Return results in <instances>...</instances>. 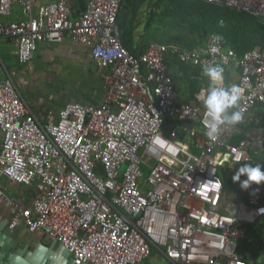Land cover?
<instances>
[{
  "label": "built area",
  "instance_id": "obj_1",
  "mask_svg": "<svg viewBox=\"0 0 264 264\" xmlns=\"http://www.w3.org/2000/svg\"><path fill=\"white\" fill-rule=\"evenodd\" d=\"M123 1L87 0L71 18L65 0L36 12L33 0H0V15L15 4L24 13L0 19V37L16 44L19 62H29L40 42H61L67 33L89 47L105 89L100 103L70 100L40 115L11 74H2L0 58V177L36 184L27 203L0 188L13 206L8 228L46 236L73 264H140L154 251L171 264H250L239 250L243 242L260 249L254 263L264 264V183L244 189L234 182L244 200L230 213L221 174L232 180L263 149L264 44L238 53L209 32L198 48L152 41L135 55L121 40ZM204 1L264 20V0ZM169 56L202 70L236 69L242 122L221 125L210 139L208 80L180 100Z\"/></svg>",
  "mask_w": 264,
  "mask_h": 264
},
{
  "label": "crops",
  "instance_id": "obj_2",
  "mask_svg": "<svg viewBox=\"0 0 264 264\" xmlns=\"http://www.w3.org/2000/svg\"><path fill=\"white\" fill-rule=\"evenodd\" d=\"M54 1L57 0H33L35 12L39 11L40 8L45 4ZM65 1L68 3L71 9L69 16L71 18L76 17L77 12H79L80 10L73 6L72 0ZM148 1H151L152 3L154 0ZM158 1L161 3L160 0ZM141 3V0H124L118 16V22L121 27V40L122 42L123 39L126 40V47H128V49H132L135 53H141L143 48L150 42H165L163 41L165 38L171 39L172 42L177 43V45H180L185 48L194 49L204 45V34L203 37L200 38L199 36L194 34L190 30V28L186 29L183 25L182 20L166 15L164 13L165 9L162 10L160 18H157L160 20V22L163 19L166 20L167 25L164 28L165 30L161 31L162 28L159 29V26L155 24L156 27L153 25V30L144 33V31H142L141 29L143 27V23L145 29L147 26H150L151 23H155V21L156 23H158L159 20L157 21V19H153L154 8L146 9V14L141 11ZM23 16V11L18 5L15 4L13 6L11 14L8 16L0 15V19L4 21H10L19 19ZM152 37H160L162 38V40H152ZM6 57L8 59L7 61H9L10 63L8 65L6 64ZM0 58L3 62V67L1 69L2 74L6 75L7 73H10L16 81L18 80L23 83V86L27 91V96H23L24 99L33 108V110H35L40 115L44 113V110L47 107L58 108L66 101L70 100L61 101L58 104L51 103L48 101H46L45 104H41V99L39 98V96H31L30 92L32 91L30 87H27L28 85L25 84V81L23 79L31 80L29 84H31L30 86L33 88V85L35 86V82H37V78L41 76L39 72H45L44 77H46L48 80H52L54 82H52L53 84H55V81L58 78H62L61 81L64 82L65 79L72 80L73 78H79L80 76H82L84 79H87L89 78L88 75H91L89 81L94 80L96 84L99 83L98 91H93V96L91 95V97H89L88 99H83L84 101H75H80L84 104H97L101 102L105 95L104 79L101 75L100 69L96 66V64L92 61L90 57L89 47L81 43L73 42L67 33L64 35L63 40L61 42H40L33 56L34 59L32 58L33 60H35L32 66L28 65V63L32 59L24 64L19 62L17 58L16 44L8 38L0 37ZM175 59L177 58H175L174 56H169L167 59V65L169 67V71L171 72L174 78L175 85L179 94V99L188 100L191 97V93L195 90L194 86L197 83L201 85L202 82L205 80V76L203 75L202 69L192 67L188 64H179L176 62ZM225 68L227 69L226 71L230 73L231 77L230 82L227 85L235 84L238 80V71L233 67ZM63 69L66 70L64 71L65 76L61 74V70ZM173 72H178V74L174 75ZM73 73L75 74L73 75ZM48 80L44 78L43 81ZM56 82H60V80ZM1 139L2 137L0 132V147ZM21 186L23 187V190H18V187ZM0 188L3 189L7 197L15 200L16 203L30 202L33 195L31 194V191L29 192V189H27L26 185H20L19 183L13 182L4 176L0 177ZM24 188H26L27 190ZM25 193H27L28 195L30 193V197L27 198L25 196ZM236 200L238 201L237 196ZM12 211L13 206L6 200L5 197H1L0 220H3L5 217H8L12 213ZM12 237L14 236L12 235ZM18 237L19 236H16L15 239ZM160 260H166L167 264H171L160 253L154 255L152 254L149 259L143 261L140 264H161Z\"/></svg>",
  "mask_w": 264,
  "mask_h": 264
},
{
  "label": "trees",
  "instance_id": "obj_3",
  "mask_svg": "<svg viewBox=\"0 0 264 264\" xmlns=\"http://www.w3.org/2000/svg\"><path fill=\"white\" fill-rule=\"evenodd\" d=\"M165 1L167 2V6L165 7L164 13L188 23L191 31L200 38L203 37V34L206 35L209 32H216L223 37L222 43L224 47L233 48L238 53H242L256 45L264 44V20L250 13L223 5L212 4L204 0ZM72 4L81 11L86 6V0H72ZM221 21L223 22L222 25ZM122 43L125 47L127 46L125 39H123ZM126 48L128 49V47ZM128 50L135 55L139 54L130 48ZM175 60L177 63L182 64L179 60ZM224 69L225 84L227 85L231 77L230 73L226 71L227 69L225 67ZM199 87L200 85L197 83L194 89L196 90ZM258 111L262 115L261 125L264 126V105H258ZM261 153H264V140ZM261 153L254 155L253 161L249 163L253 165L257 164ZM261 165H264V162ZM221 174L225 188H230L236 194L237 198L243 201L244 198L235 183L229 179L224 171ZM10 215L5 218L8 219ZM39 236L43 237L42 235ZM255 248L246 245V251L250 250L252 255L246 251L243 252V258L250 264H255L254 260L260 252V249Z\"/></svg>",
  "mask_w": 264,
  "mask_h": 264
},
{
  "label": "rangeland",
  "instance_id": "obj_4",
  "mask_svg": "<svg viewBox=\"0 0 264 264\" xmlns=\"http://www.w3.org/2000/svg\"><path fill=\"white\" fill-rule=\"evenodd\" d=\"M141 4L142 5H141L140 9L145 14H146V9L154 8L153 19H155V20L157 18H160L162 10H164L166 5H167L165 0L161 1V3L158 0H154L152 3H151V1L147 0L145 2H142ZM142 20H145V19H142ZM158 20L159 19H157V21ZM155 24H157V26H159V29L162 28L161 31H164L165 30L164 28L166 27L167 22L164 19L161 22L159 20L158 23H156V21H155V23H151V25L149 23V25L152 27L147 26L145 29H144V23H143V27L141 29H142V31H144V33L151 31L154 29V26L156 27ZM183 25L186 29L190 28V26L186 22H183ZM190 30H191V28H190ZM152 38H153L152 40H162V38H160V37L159 38L158 37H152ZM163 41H165L167 43L177 44V43L172 42L171 39H168V38H165ZM33 59L28 63L29 66H32L33 63L35 62V60H33ZM5 60L6 61L8 60L7 57L5 58ZM179 62L182 63L183 65L185 64L181 61H179ZM6 64L7 65L10 64L9 61H7ZM64 71H66V70L65 69L61 70V74L63 76H65ZM173 73H174V75L178 74V72H173ZM39 74L41 76L37 78V82H35L36 84H35V86L33 85V88L30 86L31 84H29V82L31 80H28V79H23V80L25 81V84L28 85L27 87H30V89L32 91V92H30V95L34 96V97L39 96V98L41 99V104H45L46 101L58 104L61 101L73 100V99L84 101L83 99H88L89 97H91L93 91H96V90L98 91V84L99 83L96 84V82L94 80L89 81V78H91V75H88L89 78H87V79H84L82 76H80L79 78H73L72 80L65 79L64 82L61 81L62 78H58V79H56V81L60 80V82L55 81V84H53L54 82L52 80H48L46 77H44L45 72H43V73L39 72ZM74 74L75 73H73V75ZM44 78L48 81H43ZM15 82L17 83V86L19 87L23 96L26 97L27 91L25 90L23 83L21 81H18V80L17 81L15 80ZM263 162H264V153H261V155L259 156V159L257 160V163L263 164ZM240 166L241 165H239L237 168H239ZM227 175H230V174H227ZM20 185H23V184H20ZM35 185L36 184H34V186H27V189H29V192L31 191V194H33L35 191V188H36ZM19 189L23 190V187L22 186L18 187V190ZM24 189H26V188H24ZM25 196L27 198L30 197V193H29V195L27 193H25ZM236 204H237V200H236L235 193L230 188H227L225 191V194H224L223 207L228 212L233 213L236 209ZM3 220H6V222L8 221L7 218H4ZM253 227H254L253 224H249L247 226L248 229L253 228ZM21 229L22 228H19V234H18L19 237L16 239H18L21 242V245H27L29 247V249H31V250L39 242H42L44 244L50 243V241L48 240V238L46 236L41 237V236H39V233H29V232H26V231L21 230ZM239 250H241V252L246 251L245 242H243L241 245H239ZM154 254H157V252L154 251L153 255ZM160 263L161 264H167V261L166 260H160Z\"/></svg>",
  "mask_w": 264,
  "mask_h": 264
},
{
  "label": "clouds",
  "instance_id": "obj_5",
  "mask_svg": "<svg viewBox=\"0 0 264 264\" xmlns=\"http://www.w3.org/2000/svg\"><path fill=\"white\" fill-rule=\"evenodd\" d=\"M214 39L222 41L223 37L215 36ZM224 72L225 69L220 64H210L203 69V75L208 80L207 95L203 105L211 119L207 136L213 140L217 138L221 125L234 127L243 120V112L238 110L240 88L235 84L226 85ZM241 176H246L247 179L241 181ZM232 180L240 182L244 189L249 188L253 183L260 185L264 182V165L244 163L235 171Z\"/></svg>",
  "mask_w": 264,
  "mask_h": 264
},
{
  "label": "water",
  "instance_id": "obj_6",
  "mask_svg": "<svg viewBox=\"0 0 264 264\" xmlns=\"http://www.w3.org/2000/svg\"><path fill=\"white\" fill-rule=\"evenodd\" d=\"M165 124L169 130L174 127L173 123L166 122ZM180 124L187 127L192 126L189 122ZM13 233L8 228L6 220H2L0 223V264H73L68 251L54 241L49 244L39 242L28 254L13 253L16 246V241L12 237Z\"/></svg>",
  "mask_w": 264,
  "mask_h": 264
},
{
  "label": "flooded vegetation",
  "instance_id": "obj_7",
  "mask_svg": "<svg viewBox=\"0 0 264 264\" xmlns=\"http://www.w3.org/2000/svg\"><path fill=\"white\" fill-rule=\"evenodd\" d=\"M2 222V220H0V223ZM19 231L15 232V236H18ZM14 236V233L12 234ZM15 236L13 237L14 240L16 241V246H15V250L13 253L18 252L19 254H28L29 251H31V249H29V247L27 245H21V242L18 239H15Z\"/></svg>",
  "mask_w": 264,
  "mask_h": 264
}]
</instances>
